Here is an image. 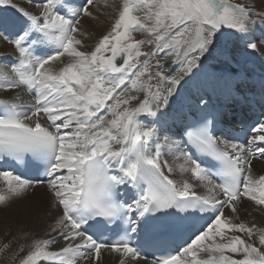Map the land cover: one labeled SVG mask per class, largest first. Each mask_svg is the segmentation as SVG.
Listing matches in <instances>:
<instances>
[{"label": "snow or ice", "instance_id": "1", "mask_svg": "<svg viewBox=\"0 0 264 264\" xmlns=\"http://www.w3.org/2000/svg\"><path fill=\"white\" fill-rule=\"evenodd\" d=\"M0 9V40L15 53L0 56V211L17 205L42 231L21 230L29 242L12 253L18 264H104L105 253L117 264H264V228L240 220L245 200L264 211V174L253 169L264 119L234 142L223 113L202 96L193 108L187 94L210 57L231 60L229 39L264 26V9L231 0H0ZM100 16L109 28L89 46L83 21ZM246 48L259 50L251 39ZM260 91L264 105V80Z\"/></svg>", "mask_w": 264, "mask_h": 264}, {"label": "bare ground", "instance_id": "2", "mask_svg": "<svg viewBox=\"0 0 264 264\" xmlns=\"http://www.w3.org/2000/svg\"><path fill=\"white\" fill-rule=\"evenodd\" d=\"M17 2H22V0H17ZM119 2L120 0H108L109 5L113 3L119 4ZM102 3L103 0H101V6ZM262 6H264V3ZM105 11L111 12V8ZM109 25L110 21L106 16H100L98 21H89L85 19L82 24V29L88 33V36L87 38H81L84 39L85 44L94 46L97 38L108 30ZM248 39L258 44L259 50L257 51L259 52V57L257 58L256 55L255 58H257L258 62L264 63V26L260 24L255 25L254 28L250 27V33L246 39L232 41L229 52L230 56L231 54L234 56V53L238 51L243 44L246 45ZM245 49H247L246 46ZM9 55H14L12 46L0 40V56L8 57ZM240 56L242 55L240 54ZM244 57L242 56V58ZM233 62L232 56L231 60L226 62L222 57L217 55L210 57L205 62L204 68L188 86L187 94L193 108L201 96L207 101L208 105H211L218 113H223L224 111L226 113L230 112V110L233 109V105L236 103L242 102L245 105L246 102H249L250 98H256L261 103L260 84L261 81L264 80V69L261 70L260 68L258 69L250 65L246 67L240 66ZM172 67H175L177 70L179 69V65H173ZM21 100L28 102L31 101V97L22 93ZM257 100H255L256 103ZM262 119H264V115ZM225 120L227 122V119ZM173 138L179 139L178 137ZM163 151V158L171 162L172 157L168 155L167 145H165ZM253 169L257 176L264 174V160H255L253 162ZM176 178H180L178 174H176ZM197 190L203 192V189ZM39 195H41V193L38 192L37 196ZM240 220L247 222L249 225L255 224L257 227L264 228V211L257 210L255 205L245 200L240 211ZM21 230L33 232L37 236L42 235L41 226L35 221L32 215H23L18 211L17 205L5 209L3 218L0 220V246L10 241L11 247L7 250H0V264H18V260L13 258L12 253L16 250L18 244H27L29 242L27 238H22ZM60 246V244H57L52 247L58 248ZM104 264H117V257L114 254L105 253ZM141 264H143V262H141Z\"/></svg>", "mask_w": 264, "mask_h": 264}, {"label": "rangeland", "instance_id": "3", "mask_svg": "<svg viewBox=\"0 0 264 264\" xmlns=\"http://www.w3.org/2000/svg\"><path fill=\"white\" fill-rule=\"evenodd\" d=\"M260 1V2H259ZM232 3H236V4H244V5H251L252 7H254L256 10H262L264 9V6H262V4L264 3V0H231ZM2 10V9H0ZM225 32H228L230 30L225 29ZM236 35H242V34H236ZM135 38L136 39H142L143 36L140 33L135 34ZM233 40H237V39H229L227 41V43L224 45V47L228 50V52H230V45L232 44ZM5 42V41H4ZM245 44H243L241 46V48L236 51L234 53V56L231 54L232 56V60L234 61L233 63H235L236 65H240V66H255L256 68H260L261 70L264 69V63L263 62H258L257 58L259 57V52L258 51H253L251 49H245ZM150 45L145 47L143 50L144 51H148L150 49ZM247 50V53H246ZM245 52V53H244ZM257 52V53H256ZM14 53V50H13ZM240 54L244 57L242 58V56H240ZM244 54V55H243ZM15 55V53H14ZM14 55H9L8 57H14ZM257 55V58H255ZM237 56V57H236ZM239 56V57H238ZM259 63V64H258ZM263 66V67H262ZM3 211H0V220L3 218ZM1 252V251H0Z\"/></svg>", "mask_w": 264, "mask_h": 264}]
</instances>
